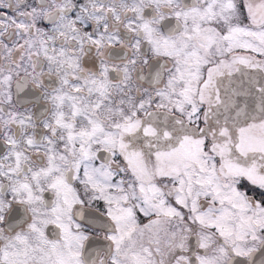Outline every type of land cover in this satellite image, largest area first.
<instances>
[{
	"label": "snow or ice",
	"instance_id": "obj_1",
	"mask_svg": "<svg viewBox=\"0 0 264 264\" xmlns=\"http://www.w3.org/2000/svg\"><path fill=\"white\" fill-rule=\"evenodd\" d=\"M0 264H264V0H0Z\"/></svg>",
	"mask_w": 264,
	"mask_h": 264
}]
</instances>
